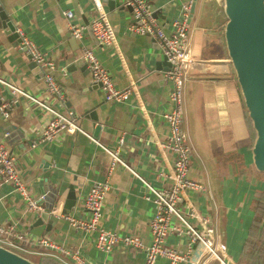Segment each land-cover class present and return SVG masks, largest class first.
<instances>
[{"label": "crops", "instance_id": "obj_1", "mask_svg": "<svg viewBox=\"0 0 264 264\" xmlns=\"http://www.w3.org/2000/svg\"><path fill=\"white\" fill-rule=\"evenodd\" d=\"M101 1L122 57L114 47L95 40L88 30L79 44L72 41L66 11L75 14L76 24L89 26L98 17L94 0H2L17 29L23 30L55 64L52 73L64 94L61 98L48 91L45 76L51 71L30 68L28 52L15 44L5 28H0V105H12L9 119L0 115V137L10 132L3 139L17 158L19 174L37 197L48 195L47 215L60 218L50 232L34 235L31 225L40 214L28 211L20 195L2 184L0 177V225L13 227L27 239L4 237L2 243L32 255L23 256L37 264H78L75 255L86 264H143L144 251L117 246L103 252L97 246L96 231L76 229L67 217L88 220L90 211L85 202L90 188L95 182L110 179L104 227L121 236L138 235L151 244L150 222L156 207L146 199L153 193L145 181L156 189L171 185V180L159 176L167 170V162L156 144V139L166 142L169 137L164 114L171 109V83L165 77L170 67L162 69L163 47L153 36L130 30L134 20L126 0L113 8ZM183 1L145 0L167 33L173 31L171 20L181 16ZM220 8L224 13V0H197L190 21L189 49L196 61L185 87L183 128L192 148L190 176L206 190H191L188 197L197 213L211 218L217 239L227 246L234 264H250L245 254L252 245V228L264 196V174L254 163L257 134L230 63L225 29L221 28H226L228 20L222 24L212 17ZM83 46L94 51L118 88H129L132 80L139 97L131 94L125 101H106L81 56ZM159 62L161 69H157ZM93 110L99 116L97 123L88 117ZM54 113L75 119L84 132L65 133L59 140L35 146ZM122 136L124 144H120ZM111 152L117 153L130 169L119 163L111 170ZM165 153L172 162V153ZM71 186L78 200L64 217ZM188 218L202 227L195 216ZM39 238H47L69 253L29 242ZM168 244L181 250L187 247L186 238L175 234L168 237ZM191 259L200 264H221L201 244L195 246ZM157 264L169 261L159 258Z\"/></svg>", "mask_w": 264, "mask_h": 264}, {"label": "built area", "instance_id": "obj_2", "mask_svg": "<svg viewBox=\"0 0 264 264\" xmlns=\"http://www.w3.org/2000/svg\"><path fill=\"white\" fill-rule=\"evenodd\" d=\"M94 2L98 10V17L89 26L76 24L74 22L75 14L71 10L66 11L70 34L73 38L82 40L85 31L91 27L99 42L114 47L121 56L117 37L109 22L103 2L101 0H94ZM196 2L197 0H184L182 2L181 16L171 20L173 31L167 33L158 22L155 11L147 5L145 0L125 1V5L132 8L134 21L130 30L140 35L153 36L163 47L164 55L171 64L170 69L165 73V77L171 83L169 95L171 109L164 114L169 128V137L166 142L156 139V144L167 162V170L159 173V176L171 180V185L156 189L145 181L147 188H150L153 193V197L146 195V199L152 201L156 207L155 217L150 222L152 243L146 244L138 235L121 236L104 227V205L111 188L110 179L95 182L90 188L85 202L86 208L90 211L88 220L67 217L70 225L76 229L89 232L96 231L97 246L103 252H111L117 246L132 247L144 251L146 258L143 264H157L159 258L168 259L169 264H200L198 260L191 259L192 251L197 244L203 245L206 251L218 259L221 264H234L228 254L227 246L217 239V230L211 218L197 213L192 208L188 197V192L191 190L198 192L206 190L202 183L190 176L192 148L188 135L183 128L185 87L190 77V69L196 61L189 49L190 21ZM17 32L22 38L23 47L26 48L33 60L51 71L45 76L48 91L63 98V91L52 73L56 69L55 64L48 60L47 56L38 49L23 30L17 29ZM81 56L87 63L93 83L101 85L106 101H125L130 98L131 94L139 97L136 85L132 80L127 89H120L116 86L113 76L102 65L93 50L83 46ZM0 82H3L1 78ZM10 107L12 105L7 103L0 105V115L9 119L11 116ZM70 115L72 116L73 113ZM69 117L60 113L52 114L34 145L36 146L40 142L59 140L65 133L84 132L76 120ZM9 136L10 132H5L3 137H0L1 183L11 186V189L20 195L28 211L38 214L46 212L45 204L48 195L44 194L37 197L19 174L17 158L7 148L3 139ZM124 143L125 139L122 136L120 144ZM165 151L172 153V162L167 160ZM111 154L113 156L111 170L119 163L130 169L129 165L117 153L111 152ZM188 216H195L202 223V227L199 228L193 224ZM171 234L186 238V250L168 244V237ZM4 237H14L21 241L27 240L25 234L16 232L13 227L0 225V242H3ZM29 242L33 246L40 244L46 248L59 249L62 253H69L47 238L33 239ZM0 245L5 246L1 243ZM74 258L76 263L86 264L80 255H75Z\"/></svg>", "mask_w": 264, "mask_h": 264}, {"label": "water", "instance_id": "obj_3", "mask_svg": "<svg viewBox=\"0 0 264 264\" xmlns=\"http://www.w3.org/2000/svg\"><path fill=\"white\" fill-rule=\"evenodd\" d=\"M110 6L119 7L120 0H103ZM227 24L225 28V41L236 77L241 88L246 108L256 131V140L253 147L254 163L258 171L264 173V0H224ZM124 8V7H123ZM132 11L131 7H127ZM0 28L6 29L17 46L23 51L22 38L17 32V27L6 11L2 0H0ZM92 37L97 40L91 27L88 28ZM71 35V34H70ZM75 44L78 40L72 37ZM98 41V40H97ZM99 42V41H98ZM79 47V45H78ZM30 60L29 67L38 71L42 68L40 64ZM85 61V60H84ZM160 62L157 69H161ZM163 66L171 67L167 57H164ZM100 87V84H96ZM95 123L99 121L97 111L93 110L88 116ZM101 125H97L95 135L99 134ZM74 186L70 187L68 199H70L63 210V216L67 217L74 209L78 197ZM31 229L34 235L42 236L53 228V223H58L60 218L55 214L47 215L43 212L39 215ZM47 223V224H46ZM0 264H37L29 258L17 253L5 246L0 245Z\"/></svg>", "mask_w": 264, "mask_h": 264}, {"label": "trees", "instance_id": "obj_4", "mask_svg": "<svg viewBox=\"0 0 264 264\" xmlns=\"http://www.w3.org/2000/svg\"><path fill=\"white\" fill-rule=\"evenodd\" d=\"M264 196L261 200L259 212L252 228L251 248L245 254V258L250 264H264ZM41 264H55L54 262H45Z\"/></svg>", "mask_w": 264, "mask_h": 264}, {"label": "rangeland", "instance_id": "obj_5", "mask_svg": "<svg viewBox=\"0 0 264 264\" xmlns=\"http://www.w3.org/2000/svg\"><path fill=\"white\" fill-rule=\"evenodd\" d=\"M212 17L215 18V21H214V22H217V21L220 22V21H221L222 24H224V22H225V20H226V18H227L225 12L223 13L222 8H220V9L217 10L216 12H213ZM221 28H222V30H224V29H225V26H221ZM263 174H264V173H263ZM0 243H2V242H0ZM2 244L5 245L6 247H8L9 249H11V250H13V251H15V252H18V253H20V254H22V255L32 256V255L26 253L25 251L20 250L19 248L14 247V246L11 245V244H8V243H2ZM33 257H34V256H33Z\"/></svg>", "mask_w": 264, "mask_h": 264}]
</instances>
